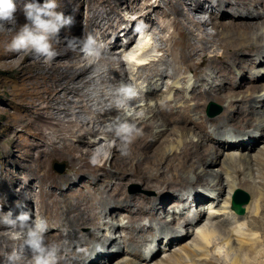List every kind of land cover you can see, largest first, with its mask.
<instances>
[{
    "label": "bare ground",
    "instance_id": "obj_1",
    "mask_svg": "<svg viewBox=\"0 0 264 264\" xmlns=\"http://www.w3.org/2000/svg\"><path fill=\"white\" fill-rule=\"evenodd\" d=\"M217 1L219 13L217 7L198 0L188 17L183 16L187 0L169 7L174 15L170 25L180 30L185 42L175 41L173 32L165 37V43L170 42L165 59L171 60L164 68L151 60L153 56L148 58L147 37L138 49H130L135 21L124 28L129 37L124 51L128 63L111 53L118 41L111 51L101 50L97 61L68 47L67 40L53 46L57 55L49 62L33 56L40 81L48 84L37 113L39 130L47 124L48 132L40 170L60 156L70 162L71 172L60 181L48 173L39 182L45 189L52 182L74 188L91 175L94 187L86 197L64 201L63 207L60 200L40 201L39 212L51 210L45 217L46 242L58 245V264H264V0ZM16 25L8 28L10 38ZM209 28L214 34L207 39ZM101 64L120 66L119 71L112 68L119 75L108 76L115 91L124 88L121 77L131 85L138 75L150 73L147 89L140 93L147 103L135 106L127 118L121 106L95 109L89 90H95L98 81L107 82L98 70ZM127 64L138 70L135 79L127 76ZM191 69L198 84L187 81L185 74ZM137 100H129L125 107ZM207 100L227 104L221 116L207 117ZM122 124L131 128L129 134H118ZM108 165L114 170L110 175ZM105 176L116 192L101 187ZM131 182L156 191L157 198L132 196L120 189ZM240 188L253 194L244 215L232 208ZM170 199L177 201L178 210L159 218V226L145 223L147 217L156 218L160 201L166 206ZM205 199L210 200L198 204ZM133 204L139 208L130 210ZM7 213L0 211V216ZM84 228L90 230L85 233ZM121 229L126 232L123 241ZM11 236V230L0 224V264H6L13 250L22 254L21 264H33L31 253ZM133 248L143 252L138 255L140 263L124 257ZM161 253L165 256L156 261Z\"/></svg>",
    "mask_w": 264,
    "mask_h": 264
},
{
    "label": "rangeland",
    "instance_id": "obj_2",
    "mask_svg": "<svg viewBox=\"0 0 264 264\" xmlns=\"http://www.w3.org/2000/svg\"><path fill=\"white\" fill-rule=\"evenodd\" d=\"M197 1L198 0H187V6L183 10V16L188 17L192 14ZM201 1H204L207 6L213 5L217 7L216 13H219L218 6L215 5V3L218 2L217 0ZM16 2L18 7L22 9L28 0H16ZM40 2H43V0H40ZM178 2L180 3V0H56L58 4L57 11L63 12L65 15L73 16L74 24L70 28H66V32H64V30L61 31L58 40L53 42V46L57 43L62 44L60 43L61 41L66 42V37L76 36L84 38L88 35H92L97 45L101 47V50H108L109 48L111 51L113 43L118 41L119 46L113 48L111 53L114 56H121V59H123L125 63H128V55L124 56V51L127 49L126 46L129 37L126 35L124 28L132 27L135 21L136 31L132 34V37L135 39L130 49H138L141 40L147 37L150 40L151 46V51L149 49V53L146 52L148 58L151 59L152 56L155 57H152L151 60L156 59L159 67L164 68L166 62L171 60V58L165 59L164 51H166L170 44V42L165 43V37L168 38L173 32L174 40L176 39L179 44L185 42L180 36V30L170 25L174 15L170 13L169 7L172 6V4L176 5ZM200 16L201 15L198 14L196 19H199ZM18 18V25H16L17 28L14 31L15 34L19 30V27L26 22L24 16L20 15ZM98 26L100 28H105L107 31H100ZM10 28L14 29L15 27ZM75 28L77 31H75ZM8 34L9 30L0 32V211L3 213L13 212L14 215H18L21 212H29L32 215L36 214L45 219V217H49L47 213L51 210L42 208L39 212L42 204L41 202L44 199H47V202L50 204L58 203L60 200V204L63 207L64 201L72 202L75 199L82 198V196L86 197L91 192H94V187L91 181V175H89V177H84L80 184L74 188H67L62 184L58 186L55 185V182H52L49 185V189H45L39 182L42 181L41 178L45 177L48 173L57 181L71 174L69 167L70 162L58 156L56 159L48 162L46 168L40 170L42 161L41 151L44 147H47L48 132L46 129L47 124H45L44 131L39 130L37 113H39L43 104L42 98L48 90V84L40 81L38 77L40 71L39 68L32 65L33 55L31 53L16 54L7 50L12 38L15 36L14 34V36L10 38ZM106 34L112 35L109 40L106 38ZM210 34H214V30L211 28L207 31V39H209ZM146 54L144 53L141 55L146 57ZM95 60L97 61V59ZM132 65H134V63ZM112 68L115 71L120 70V66H117V64L114 66L101 64L98 67L101 73L104 72L103 80L106 78L105 82H107L103 83V81H98L95 90L90 89L89 93L92 95L91 98H94L95 104H93L95 109L103 106L107 107L108 105L121 106L125 108V114L127 115L125 117L127 118L133 113L132 110H134L135 106L147 103L141 98L140 93L142 90L145 91L147 89L148 82L151 79L149 76L150 73L144 72L143 76L138 75L137 81H132L133 83L131 85L126 84L128 80L126 77L123 76L120 78V83L123 84L124 88H131L135 92V96L128 98L122 95L120 90L116 89L115 91L114 87L110 84L109 77L119 75L118 73L114 74ZM128 68L127 76L135 79V73H137L138 70L134 71L131 65L128 66ZM185 75L187 76V81L191 80L192 83L198 84L197 77L192 69L188 70ZM251 78L252 77L249 75V81ZM136 83L142 87L140 86L139 89H137ZM182 85H186V83L182 82ZM163 87L165 90V84ZM133 98L138 99L136 103L131 102L132 105L130 104V106L125 107L126 104L124 103L129 102V100ZM210 102H215L220 105L223 108V112L225 106H227L226 103H219L216 100H207L205 103L206 108L204 109L206 115L207 107ZM222 113L219 114V116H221ZM219 116L214 118H218ZM207 117L212 118L208 115ZM84 118L87 119L88 117L86 118L84 116ZM117 122L118 120L111 121L112 124L114 123L113 125ZM89 141H91V139ZM110 143L112 144V141H110ZM55 164H64V172L59 173L55 168ZM108 167L109 165L107 166L109 170L107 171V175H110L114 170ZM244 178L245 177L241 175L239 180L243 181ZM110 183V177L105 176L100 184L102 188L110 187L112 193L116 192V186L112 187ZM120 189L132 196L140 195L149 199L157 198L156 191L144 189L140 183H127ZM240 189L249 193L252 201L253 194L251 191L246 188ZM228 190L229 189H227L225 196L228 194ZM209 200L210 199L202 200L198 204H206ZM177 205L175 199H170L166 206H163L160 201L155 215L156 218L150 219L147 217L145 223L159 226V218H168V212L179 209V205ZM195 207L191 208V211L195 210ZM138 208L139 205L133 204L130 210H137ZM16 210L19 212H15ZM128 211L129 210H125L124 214H130ZM116 212V210H113L112 216H114ZM126 222L125 220L124 223ZM104 229H106V227ZM88 230H90V228H84L83 232L86 233ZM106 230L103 231V233H106ZM122 230L124 229H121L119 235L123 241L126 232ZM52 231V233L55 232L54 230ZM149 238L150 240L153 239L152 234H149ZM159 245L162 246V242H160ZM130 251L132 254H126L124 257L136 258V263H140V256L143 252L139 253L135 248L130 249ZM236 253V251L235 253L233 252L234 255ZM164 256L165 255L161 253V258L159 257L156 261L161 260ZM161 263L165 262L161 261L159 264Z\"/></svg>",
    "mask_w": 264,
    "mask_h": 264
},
{
    "label": "clouds",
    "instance_id": "obj_3",
    "mask_svg": "<svg viewBox=\"0 0 264 264\" xmlns=\"http://www.w3.org/2000/svg\"><path fill=\"white\" fill-rule=\"evenodd\" d=\"M56 0H28L22 9L16 0H0V32L7 31L18 23V13L22 12L25 23L19 27L12 38L8 51L16 54L31 53L35 58H43L45 62L53 60L57 53L53 42L58 40L62 30L74 24V17L57 11ZM68 47L79 50L88 58L99 59L100 46L92 35L81 38L66 37ZM122 95L131 98L135 92L128 87L121 88ZM131 128L127 124L120 125L118 134H129ZM126 138V135H125ZM96 163L95 159L92 161ZM0 224L12 232L11 239L21 241V249L32 255L33 264H58L59 247L46 242L48 222L41 216L33 218L29 212H21L13 216L11 212L0 216ZM22 254L13 250L6 257V264H21Z\"/></svg>",
    "mask_w": 264,
    "mask_h": 264
},
{
    "label": "water",
    "instance_id": "obj_4",
    "mask_svg": "<svg viewBox=\"0 0 264 264\" xmlns=\"http://www.w3.org/2000/svg\"><path fill=\"white\" fill-rule=\"evenodd\" d=\"M223 108L215 102H210L207 107V115L216 117L222 112ZM55 168L59 173L65 170L64 164H55ZM251 201V195L242 189H237L233 195L232 208L238 215L245 214V206Z\"/></svg>",
    "mask_w": 264,
    "mask_h": 264
}]
</instances>
